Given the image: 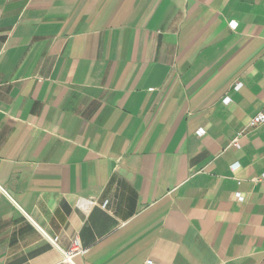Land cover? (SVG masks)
Masks as SVG:
<instances>
[{"label":"crops","instance_id":"crops-1","mask_svg":"<svg viewBox=\"0 0 264 264\" xmlns=\"http://www.w3.org/2000/svg\"><path fill=\"white\" fill-rule=\"evenodd\" d=\"M263 109L264 0H0V264H264Z\"/></svg>","mask_w":264,"mask_h":264},{"label":"built area","instance_id":"built-area-1","mask_svg":"<svg viewBox=\"0 0 264 264\" xmlns=\"http://www.w3.org/2000/svg\"><path fill=\"white\" fill-rule=\"evenodd\" d=\"M241 84H238L237 88L240 87ZM230 99L226 98L225 101L228 102ZM264 123V109L261 110L258 114H256L249 122L248 126L249 127H255L259 124ZM201 133H204V131H202ZM235 145H239V140L236 139L233 142ZM233 170H236L239 168V164L238 163H234L232 165ZM238 198L240 200H243L244 197L242 194H238ZM86 252V247L81 243L80 238L76 237L72 243V246L69 250L64 251V260L68 263L71 264H75L74 258L77 255L83 254ZM151 264V262H150Z\"/></svg>","mask_w":264,"mask_h":264}]
</instances>
